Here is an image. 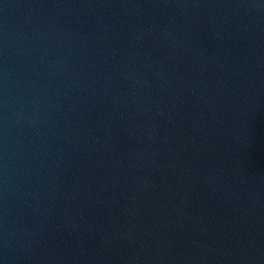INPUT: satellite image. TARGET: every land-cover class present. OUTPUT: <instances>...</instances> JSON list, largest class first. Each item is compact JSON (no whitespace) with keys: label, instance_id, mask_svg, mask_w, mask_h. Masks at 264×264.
I'll return each mask as SVG.
<instances>
[{"label":"water","instance_id":"1","mask_svg":"<svg viewBox=\"0 0 264 264\" xmlns=\"http://www.w3.org/2000/svg\"><path fill=\"white\" fill-rule=\"evenodd\" d=\"M0 264H264V0H0Z\"/></svg>","mask_w":264,"mask_h":264}]
</instances>
